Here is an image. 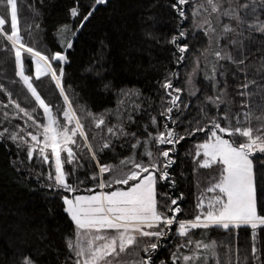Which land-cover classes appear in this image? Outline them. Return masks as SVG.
I'll return each instance as SVG.
<instances>
[{"label":"snow or ice","instance_id":"1","mask_svg":"<svg viewBox=\"0 0 264 264\" xmlns=\"http://www.w3.org/2000/svg\"><path fill=\"white\" fill-rule=\"evenodd\" d=\"M109 2L73 0L71 22L57 27L59 47L52 50L44 44L40 9L29 4L33 17L21 27L19 0H0V50L6 53L0 65L14 58L15 77L0 67V93L7 97L0 99V143L15 146L10 166L35 175L52 199L58 195L71 222L62 246L54 235L59 224L51 233L46 223L22 232L28 246L0 264H264V213L258 210L264 204V0H167V15L160 0H149L140 44L133 47L150 57L154 49L167 51L177 68L150 59V67L162 66L155 95L117 87L106 76L107 34L97 37L82 72L115 94L116 107L95 112L68 83L66 65L69 50ZM200 73L203 83L196 80ZM43 78L62 104L42 94ZM189 137L194 144L185 157L192 173L208 170L206 185L196 179L190 217L184 193L172 194L187 179L185 167L179 173L175 167L187 164L180 146ZM49 213L56 217L55 208ZM241 229L250 246L241 248ZM213 231L227 234L226 252ZM161 249L167 258H158Z\"/></svg>","mask_w":264,"mask_h":264},{"label":"trees","instance_id":"2","mask_svg":"<svg viewBox=\"0 0 264 264\" xmlns=\"http://www.w3.org/2000/svg\"><path fill=\"white\" fill-rule=\"evenodd\" d=\"M19 2L21 27L25 23L31 22L33 12L28 5L34 4L36 8L41 10L42 26L46 30L43 34L45 46L52 50L58 48L55 31L60 24L71 22L67 10L73 0H43L42 3L41 0H19ZM148 2L149 0H110L107 6H100L91 23L77 39L74 49H70L68 52L71 60L66 65L68 83L72 84L76 91L80 93V102L87 104L95 112H102L106 108L116 107L115 94L101 91L98 81H95L94 78H86L87 74L82 72V68L91 59L92 50L97 47V37L107 34L110 48L107 49L106 67L109 71L106 76L112 79L117 87H136L145 94L155 95L153 81L162 74V66L150 67V59L153 62H169L171 68H177V65L171 62V57L167 51L159 48L154 49V56L150 57L147 52H142L138 47H133L140 44V21L141 17L146 14L145 6ZM160 5L159 11L167 15V0H160ZM188 7V5L185 6L186 9ZM156 10L154 9V11ZM0 14H2V10H0ZM37 19H40V17H37ZM164 27L168 31L174 30L169 25ZM24 34L27 36L26 32ZM3 43L5 41L0 39V48H2ZM5 55L6 53L0 50V57ZM0 67H6L8 76L15 78L14 58L10 59L7 65H0ZM180 71L181 77H183L184 69L182 68ZM188 71H191V66H189ZM196 80L198 83L204 82L202 73L196 76ZM16 88L20 89L21 86L17 84ZM40 90L47 100L62 104V98L59 97L58 90H55L54 84L46 78H43ZM26 94V90H24L20 97L22 104L26 103L23 99V95ZM0 99L6 101L7 97L0 93ZM0 116H2V112H0ZM14 123H22V121L17 120ZM202 135L198 134L195 139L198 140ZM7 143V148L3 143H0V259H3L5 255L10 257L18 248L27 247L28 245L21 242L22 232H31L32 229L42 228L45 223L50 233L59 224L60 230L55 232L54 235L57 243L62 246L63 235L70 228L71 222L58 207L61 204L59 196L57 195L55 199H52L49 190L40 186L35 175L29 177L27 170L23 173H17L10 166V161L16 157L17 149L10 141ZM193 144L192 137L181 142L180 156L182 159H187V164H178L175 171L179 173L180 168L185 167L187 179L182 178L179 187L172 193L175 196H179L180 192L184 193L182 207L188 210L186 214L189 217L195 214V203L198 194L196 179L199 178L202 185L208 183L206 179L208 170L201 169L200 176L196 177L191 170V158L185 157L186 150L192 148ZM21 155L27 162L26 153ZM35 167L39 169L40 165L36 164ZM44 171H47V166H44ZM18 177L20 178L18 179ZM49 208L56 209L55 218L49 213ZM258 210L264 213V204L260 205ZM186 214L182 213L181 215ZM13 230L17 234H14ZM246 231L245 229L240 230L239 242L241 248L244 247L245 243H248L249 246L251 243L250 238L245 234ZM211 235L212 238L218 240L223 238L221 249L226 252L229 243L227 234L222 231L219 233L213 231ZM230 242L235 250V233H233ZM35 243V239L29 241L32 246H35ZM168 256L167 249H161L158 254L159 259H165Z\"/></svg>","mask_w":264,"mask_h":264},{"label":"rangeland","instance_id":"3","mask_svg":"<svg viewBox=\"0 0 264 264\" xmlns=\"http://www.w3.org/2000/svg\"><path fill=\"white\" fill-rule=\"evenodd\" d=\"M13 232H14V234H17V232H15L14 230H13ZM9 237V236H8ZM130 259L132 258L131 256L129 257Z\"/></svg>","mask_w":264,"mask_h":264}]
</instances>
